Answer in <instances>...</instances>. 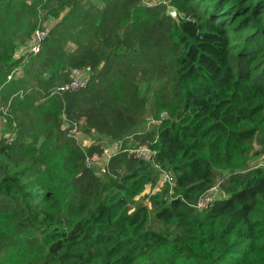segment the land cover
<instances>
[{"label":"trees","instance_id":"1","mask_svg":"<svg viewBox=\"0 0 264 264\" xmlns=\"http://www.w3.org/2000/svg\"><path fill=\"white\" fill-rule=\"evenodd\" d=\"M156 1L0 0V264H264V0Z\"/></svg>","mask_w":264,"mask_h":264},{"label":"built area","instance_id":"2","mask_svg":"<svg viewBox=\"0 0 264 264\" xmlns=\"http://www.w3.org/2000/svg\"><path fill=\"white\" fill-rule=\"evenodd\" d=\"M163 3H166V1H163ZM47 31L43 30H36L34 33V40L32 42H29L28 46L26 47V52L28 53H37L39 51L40 43L43 41V39L46 36ZM89 81L88 77L85 75V73L81 70L74 71V75L72 76L71 80L64 85H62L59 89L61 91H70V92H82L88 87ZM7 115V111L5 108H3L0 105V118L3 120L0 122V130L3 126L4 122V116ZM15 123L13 122L11 124V128L14 129ZM78 128L76 125H74L71 129V133L73 135H77ZM15 135L13 133H7L5 134V140L7 144H11L14 142ZM102 148V157L104 158L105 162L107 163L110 158L117 154V153H123L126 155L127 158H136V159H142V160H148L151 161L153 154V151L149 148V145L147 143H138L134 146H127V147H121L119 144L117 146V149L111 150L108 148V143L106 142L101 146ZM86 165L91 166L93 165V161L90 159L86 160ZM155 168L160 172L161 174H164L163 181L170 182V177L167 173L161 171L158 166H155ZM217 190L216 188H212L210 191L206 192L204 195H202L197 202L198 208H206L212 201L216 198Z\"/></svg>","mask_w":264,"mask_h":264},{"label":"rangeland","instance_id":"3","mask_svg":"<svg viewBox=\"0 0 264 264\" xmlns=\"http://www.w3.org/2000/svg\"><path fill=\"white\" fill-rule=\"evenodd\" d=\"M159 1H162V3H163V0H157L156 2H158V3H160ZM164 4V3H163ZM168 3H166L165 5H167ZM169 7H171V6H168V8ZM175 17V16H174ZM52 24V22L50 21L49 23L48 22H46L45 23V29H46V31L48 30V28L47 27H49L50 25ZM182 30H183V32L188 36V37H192L193 35H195V33H196V31H195V29H194V27H193V25H191V24H185V25H183L182 26ZM25 50V47H22V48H20L19 50H18V52H17V56H19V55H22L23 54V51ZM81 71H83L84 73H85V75L87 76V74H89V73H87L86 71L87 70H81ZM149 93H151L152 95H154V90H153V92L152 91H150ZM151 99H149L148 100V104L151 106ZM165 113V112H164ZM163 114V113H162ZM162 114H161V117H162ZM149 120V116H147V118H146V120L145 121H141L140 122V126H137L136 128H134L133 129V133L132 134H129L128 136H127V139H126V137H125V139H124V142H127V141H129L131 138H133V136L135 135L134 133L136 132V133H139V132H142L144 129H148L149 127H150V125L151 124H153V123H157L156 121H154V120H150V121H148ZM77 134L78 135H76V140H77V142L80 144V146L82 147V148H86V147H88L89 145H91V144H97V145H100V146H102L103 144H105L106 143V140H107V142H108V148H110L111 150H116L117 149V146L120 144L118 141H114V142H110V141H108V139H105V138H101V137H99L97 134H92V135H87L86 133H84L83 131H81L80 129H79V131L77 132ZM77 137H78V139H77ZM80 141V142H79ZM83 142H85V143H83ZM262 157V156H261ZM261 157L260 158H257V159H255V160H253L252 162H251V164H261V162H260V159H261ZM101 158V157H100ZM105 164H106V162H105V160H99L97 163H96V168H95V170L97 171V173L99 174V176H101V178H103V179H105L106 177H105V174H102L103 173V170L104 171H107V167L108 166H105ZM109 169V168H108ZM163 182V181H162ZM158 190V188L157 187H148V190H147V192L146 193H149V194H152V193H154L155 191H157ZM217 196H218V194H217Z\"/></svg>","mask_w":264,"mask_h":264},{"label":"water","instance_id":"4","mask_svg":"<svg viewBox=\"0 0 264 264\" xmlns=\"http://www.w3.org/2000/svg\"><path fill=\"white\" fill-rule=\"evenodd\" d=\"M167 12H168L172 17H174V16L176 15L175 10H174L173 7H169V8H167ZM166 117H167V116H166V113H163V114H162V118L164 119V118H166ZM260 162H261V163H264V154L262 155V157H261V159H260ZM163 177H164V174H161V175H160L161 181H163Z\"/></svg>","mask_w":264,"mask_h":264},{"label":"crops","instance_id":"5","mask_svg":"<svg viewBox=\"0 0 264 264\" xmlns=\"http://www.w3.org/2000/svg\"><path fill=\"white\" fill-rule=\"evenodd\" d=\"M78 135V134H77ZM77 139H78V137H77ZM80 142V141H79ZM83 143H85V142H83Z\"/></svg>","mask_w":264,"mask_h":264}]
</instances>
